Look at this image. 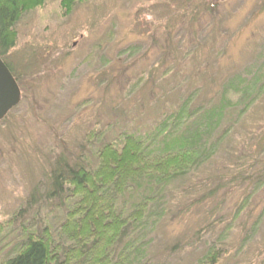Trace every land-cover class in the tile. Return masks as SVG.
Wrapping results in <instances>:
<instances>
[{
    "label": "trees",
    "instance_id": "trees-1",
    "mask_svg": "<svg viewBox=\"0 0 264 264\" xmlns=\"http://www.w3.org/2000/svg\"><path fill=\"white\" fill-rule=\"evenodd\" d=\"M46 1L0 0L3 61L22 16ZM59 1L66 16L83 2ZM211 1L204 12L193 5L198 0L186 1L191 23L202 13L213 16L221 3ZM180 14L168 15L164 39L171 40ZM161 59L166 81L171 66ZM203 89L195 86L141 131L106 123L74 148H60L44 181L9 218L0 264H264V46L243 72L221 83L215 101L203 99ZM250 111L260 113L255 132L237 136L223 127Z\"/></svg>",
    "mask_w": 264,
    "mask_h": 264
},
{
    "label": "rangeland",
    "instance_id": "rangeland-1",
    "mask_svg": "<svg viewBox=\"0 0 264 264\" xmlns=\"http://www.w3.org/2000/svg\"><path fill=\"white\" fill-rule=\"evenodd\" d=\"M176 1L83 0L66 16L59 0H47L17 23L15 46L4 58L19 79L21 100L0 122V252L11 238L9 218L44 181L60 148H74L106 123L141 131L195 86L215 101L221 83L262 51L264 0H228L196 23L189 20L193 5L204 12L213 1L198 0L188 10L189 0ZM174 12L182 14L173 18L168 41L165 27ZM129 46L140 50L123 54ZM161 58L171 66L166 81L159 76ZM146 75L149 80L136 82ZM258 116L233 115L223 127L238 136L256 128Z\"/></svg>",
    "mask_w": 264,
    "mask_h": 264
},
{
    "label": "water",
    "instance_id": "water-1",
    "mask_svg": "<svg viewBox=\"0 0 264 264\" xmlns=\"http://www.w3.org/2000/svg\"><path fill=\"white\" fill-rule=\"evenodd\" d=\"M225 3L228 0H216ZM21 100L20 90L11 73L0 58V122Z\"/></svg>",
    "mask_w": 264,
    "mask_h": 264
},
{
    "label": "flooded vegetation",
    "instance_id": "flooded-vegetation-1",
    "mask_svg": "<svg viewBox=\"0 0 264 264\" xmlns=\"http://www.w3.org/2000/svg\"><path fill=\"white\" fill-rule=\"evenodd\" d=\"M7 67V66H6ZM11 73V72H10Z\"/></svg>",
    "mask_w": 264,
    "mask_h": 264
}]
</instances>
